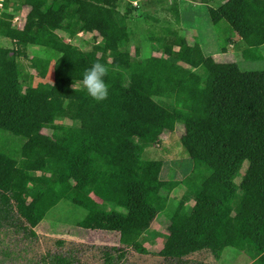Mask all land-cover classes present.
Here are the masks:
<instances>
[{
    "label": "trees",
    "instance_id": "trees-1",
    "mask_svg": "<svg viewBox=\"0 0 264 264\" xmlns=\"http://www.w3.org/2000/svg\"><path fill=\"white\" fill-rule=\"evenodd\" d=\"M119 2L4 1L0 37L14 48H0V227L23 219L35 228L64 200L85 212L67 226L114 233L148 254L140 236L181 189L159 256L178 262L208 250L220 261L228 250L264 264V70L216 63L169 28L148 33L149 56L129 51L134 8L120 11ZM23 9L17 29L12 19ZM207 12L217 30L237 35L244 60L264 59V0H226ZM88 33L99 38L88 50L71 43ZM28 47L43 54L29 60L33 73L21 65ZM97 61L109 86L99 101L79 84ZM176 129L191 169L161 180L160 162L142 155Z\"/></svg>",
    "mask_w": 264,
    "mask_h": 264
},
{
    "label": "rangeland",
    "instance_id": "rangeland-1",
    "mask_svg": "<svg viewBox=\"0 0 264 264\" xmlns=\"http://www.w3.org/2000/svg\"><path fill=\"white\" fill-rule=\"evenodd\" d=\"M7 1L10 4L20 0ZM225 1L212 0L204 3L202 0H139L133 2L120 0V11L126 3H130L134 8L128 21L132 35L127 47L129 51L136 47L140 56H149L152 44L148 39V33L163 35V29L169 28L180 36H184L188 43L194 40L203 54L211 57L216 63H233L241 70H264V59L248 62L235 50L233 43L238 41L236 34L225 30L219 31L212 25L207 12L208 7L216 9ZM175 6L178 10V22H175ZM25 11L23 9L21 15H18L22 21H24ZM12 25L17 26L18 24L12 21ZM91 36L89 33L79 34L71 43L81 50H88L94 42ZM2 39L0 37V48H14L12 42ZM229 39L233 42H229ZM98 41L99 38H96L95 42ZM174 50L177 48L174 47ZM258 50L264 58V44ZM42 55L40 49L28 47L26 58H23L21 65L29 73H33V70L29 68V60L34 56L41 57ZM50 74L49 71L44 79L45 82H51ZM55 123L69 124L62 119H56ZM181 135L182 131L176 129L163 136L158 145L143 152L144 159L160 162L159 178L161 180L180 181L191 169L190 160L180 144ZM16 141L20 144L18 140ZM181 195V189L172 193L165 210L157 215L150 228L140 236L139 242L148 254H140L120 245L114 233L67 226L70 221L82 220L85 212L62 200L49 211L51 214L49 220L41 222L35 228L30 227L23 219L16 221L19 228L0 227V264H54L52 262L54 256L65 258L69 264H247L241 255L228 250L225 251L220 261H216L208 250L187 255L178 262L158 255L165 241L167 222L172 218L177 207L176 202ZM188 205H193L192 199ZM23 228L32 229L34 235L23 231ZM121 252L123 255L120 258ZM105 253L111 257L110 263H106Z\"/></svg>",
    "mask_w": 264,
    "mask_h": 264
},
{
    "label": "clouds",
    "instance_id": "clouds-1",
    "mask_svg": "<svg viewBox=\"0 0 264 264\" xmlns=\"http://www.w3.org/2000/svg\"><path fill=\"white\" fill-rule=\"evenodd\" d=\"M107 68L100 62H93L92 65L84 70L79 84L93 99L99 101L108 95V84L105 82ZM73 87V85H72Z\"/></svg>",
    "mask_w": 264,
    "mask_h": 264
},
{
    "label": "built area",
    "instance_id": "built-area-1",
    "mask_svg": "<svg viewBox=\"0 0 264 264\" xmlns=\"http://www.w3.org/2000/svg\"><path fill=\"white\" fill-rule=\"evenodd\" d=\"M4 1L5 0H0V15L3 12V4H4ZM12 21H14V22H16L18 24L16 26L17 29H21L22 26H23V24H24V21L20 20V17H18V16L13 17Z\"/></svg>",
    "mask_w": 264,
    "mask_h": 264
},
{
    "label": "crops",
    "instance_id": "crops-1",
    "mask_svg": "<svg viewBox=\"0 0 264 264\" xmlns=\"http://www.w3.org/2000/svg\"><path fill=\"white\" fill-rule=\"evenodd\" d=\"M1 38H3V37H1ZM5 38H3L2 40H4ZM9 41V40H8ZM1 48H5V47H1ZM204 251V250H203ZM206 251V250H205ZM195 253H197V252H195ZM193 254V253H192Z\"/></svg>",
    "mask_w": 264,
    "mask_h": 264
}]
</instances>
